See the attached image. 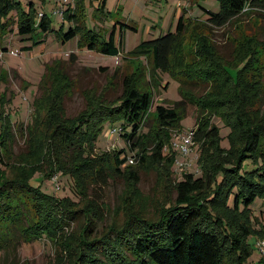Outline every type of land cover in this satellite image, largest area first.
I'll list each match as a JSON object with an SVG mask.
<instances>
[{
    "label": "trees",
    "instance_id": "trees-1",
    "mask_svg": "<svg viewBox=\"0 0 264 264\" xmlns=\"http://www.w3.org/2000/svg\"><path fill=\"white\" fill-rule=\"evenodd\" d=\"M81 1L67 3L60 14L62 22L59 28L53 29L48 14L33 13L32 1L27 8L16 12L14 19L8 15L12 7L18 10V1L0 0V38L11 31L14 24L17 34L25 36L23 39L29 42L22 47L24 50L42 43L47 30L53 31L56 38H70L83 26L80 8L84 5H80ZM218 1L217 11L201 8V25L221 27L243 13L264 16V0ZM104 5L105 0H97V9L103 10ZM197 17L186 16L182 12L174 31L169 29L155 38L144 39L127 54L146 59L150 64L149 75L158 82L157 86L161 83V74L166 72L177 81L180 98L171 104L155 105L160 131L181 127L184 100L197 104L198 114L192 130L193 144L198 146L197 162L201 174L195 176L190 171L182 172V178L175 183L174 200L157 214L148 216L142 210H126L120 224L113 221L103 236L93 235L91 231L96 217L92 213L76 208V201L69 197L43 193L33 186L30 177L35 172L51 177L60 171L72 177L76 192L73 172L91 163L75 159L79 158L82 144L96 140L105 123H109L124 142L111 156L113 169L123 174L130 157L144 162L139 149L148 132L144 128V120L153 101L152 85L149 90H144L136 85L134 77L124 76L121 92L115 99L107 102L102 95L86 99V107L77 116L64 118L60 111L62 93L74 82L62 70L63 60L54 59L52 63L45 64L38 88L45 91L43 95L52 88L55 93L51 94L49 101L39 102L41 98L35 101L34 110L45 109V113L42 118L32 113L30 127H27L34 134L33 140L46 147L49 170L19 169L10 170V174L0 171V249L44 236L54 242L70 221L80 215L84 218L87 233L77 240L76 257L70 264H247L250 256L248 237L254 234L264 238V223L257 222L256 218L253 220L249 207L256 197L264 201V113L256 106L260 88L254 79L255 75H261L258 49H264V41H259L256 36L240 34L237 39L242 42L236 51L237 60L234 65L225 64L217 57L206 35H195L198 26L192 22ZM64 21L68 22L67 27ZM116 23L105 33L84 29L78 37L77 48L118 55L122 43L121 36L118 43L115 41ZM191 24L192 33L197 38L194 55L201 58L199 63H184L182 60L183 36ZM74 57L71 52L68 61ZM210 67L214 69H208ZM228 67L233 70H228ZM251 70L258 73L250 74ZM0 71V81H4L7 72ZM197 81L209 82L211 87L194 98L187 85ZM53 84L56 85L50 89ZM224 88L226 90L223 91ZM3 96L0 97V106L5 102ZM215 116L221 117L230 127L228 151L219 146L218 128L213 123ZM0 117L4 126L9 124L8 115L3 111ZM41 120L50 121L52 129L49 134L40 132ZM4 143L0 132V144ZM164 146L160 139L157 150L147 155L157 160L163 158L160 154ZM205 149L210 155H215V160L203 165L200 163ZM64 159L77 163L66 170ZM168 159L173 164V159ZM107 169L103 164L91 168L92 181L105 184L110 176ZM255 222L259 228H255ZM252 264H264V256Z\"/></svg>",
    "mask_w": 264,
    "mask_h": 264
},
{
    "label": "rangeland",
    "instance_id": "rangeland-1",
    "mask_svg": "<svg viewBox=\"0 0 264 264\" xmlns=\"http://www.w3.org/2000/svg\"><path fill=\"white\" fill-rule=\"evenodd\" d=\"M16 1L19 8L17 10L12 7L9 17L15 19L16 12L27 8L29 1H32L33 13L48 14L53 29H58L62 22L61 15L53 11L58 7L65 9L67 6L62 0ZM81 4L84 5L80 8L83 26L70 38L65 40L56 38L53 31L47 30L42 43L24 50L22 47L27 46L29 42L23 39L25 36L21 37L17 34L15 24L11 31L0 38V70L7 72L6 79L0 81V93L4 92L3 102L5 101L0 106V113L3 111L9 118L7 119L9 124L4 126L5 123H1L3 118L0 117V132L5 139L4 145L0 144V171L8 174L10 170L18 171L19 169L49 170L46 147L42 143L35 142L34 134L27 129L30 127L32 113L35 112L38 118H42V114L45 113V109H40L43 110L42 112L34 110L35 101L40 98L39 102L49 101L51 94L55 93L52 86L58 84L51 85L49 88L52 89L45 95H43L45 91L38 88L45 64L52 63L54 59H62V70H65L74 82L62 93L63 103L60 111L64 118L77 116L86 107V99L99 95H102L107 102L115 99L121 92L124 76L134 77L136 85L144 90H149L152 85L150 90L153 101L144 120V128L148 132L139 149V154L145 158L144 162L130 157L132 160L129 158L128 166L125 167L123 174L114 170L111 156L115 150L124 145V142L122 137L119 138L117 131H112V126L105 123L98 132L96 140H89L88 143L82 144V151L78 153L79 158L75 159L78 162L89 160L91 163L73 172L77 186L76 192L72 177L61 174L60 171L51 177H45L40 172H35L30 177L33 186L43 193L69 197L76 201V208L92 213L96 220L91 232L101 237L113 221L117 225L123 221V212L126 210H142L148 216H153L172 202L176 195L175 183L182 178V172L190 171L195 176L201 174V167L197 162L199 151L196 144H192L189 154L182 156L179 153L182 136L195 127L197 104L184 100L182 105L185 112L180 119L181 127L160 131L154 112L155 105L157 103L171 104L180 98L177 81L166 72L161 74V83L157 86L158 82H154L149 75L150 64L146 59L130 56L127 52L144 39L155 38L169 29L174 31L178 16L184 12L186 16H199L192 22L198 26L196 29L198 33L195 35H206L209 43L213 44L219 60L225 64L234 65L237 60L235 59L236 51L242 42H238L237 39L240 34L256 36L259 41H264V16L243 13L226 25L215 27L209 24L201 25V18H203L201 8L217 11L218 0H105L103 10L97 9V0H91V2L83 0ZM64 22L67 27L68 22ZM115 22H117L115 41L118 43L121 36L122 43L118 55H105L95 49L77 48L78 37L84 29H95L100 33L106 30L108 32ZM193 24L183 36L184 45L181 55L184 63L201 61V58L199 60L194 55L197 38L192 33ZM37 32L43 33L40 30ZM258 51L261 75L254 77L260 88V98L256 106L264 113V49L259 48ZM71 52L75 54V57L68 61ZM211 68L214 69V67L208 69ZM228 70L232 71L233 68L228 67ZM257 73L250 71V74ZM1 74L0 71V80ZM187 87L194 93V98H197L209 89L211 84L197 81L188 83ZM2 95L0 94V97ZM213 123L218 128L220 148L230 150V127L219 116L213 117ZM51 129L50 121L41 120L39 124L41 133L49 134ZM160 139L165 146L160 154L163 158L157 160L147 154L157 150ZM168 157L173 159V164ZM175 160L190 164L187 168H180L174 163ZM214 160L215 155H210L205 149L200 164L205 165ZM76 161L64 159L63 165L66 166V170H70L77 163ZM29 164L30 167H28ZM98 164L108 167L110 176L107 177L105 184L92 181L91 168ZM249 207L252 209L253 220L256 218L257 222L264 223V201L256 197ZM254 226L259 228L256 222ZM84 228V218L78 215L70 221L69 226L56 237L54 242L44 236L30 242L10 244L8 248L0 249V264H70L76 257L77 240L87 233ZM259 239L264 240L263 237L254 234L248 237L250 256L247 264L257 262L262 256L257 246Z\"/></svg>",
    "mask_w": 264,
    "mask_h": 264
},
{
    "label": "built area",
    "instance_id": "built-area-1",
    "mask_svg": "<svg viewBox=\"0 0 264 264\" xmlns=\"http://www.w3.org/2000/svg\"><path fill=\"white\" fill-rule=\"evenodd\" d=\"M73 0H62V2L67 3H71ZM54 13H59L61 14L62 12V8L58 7L56 8L54 11ZM115 129H112V131H114ZM193 144V130L192 128L189 129L188 131L185 132V134L182 136L181 140H180V145H179V153L182 156H185L187 154L190 153L191 151V146ZM130 160H132V158H130ZM174 163L176 164V166L183 168V167H188L190 163H186L185 161H178L175 160ZM257 246L258 249L260 250L261 254L264 255V240H258L257 241Z\"/></svg>",
    "mask_w": 264,
    "mask_h": 264
}]
</instances>
